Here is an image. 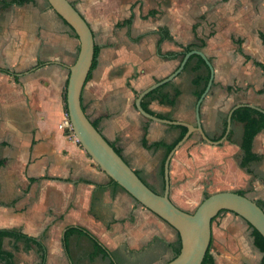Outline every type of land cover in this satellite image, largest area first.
<instances>
[{"label":"crops","instance_id":"obj_1","mask_svg":"<svg viewBox=\"0 0 264 264\" xmlns=\"http://www.w3.org/2000/svg\"><path fill=\"white\" fill-rule=\"evenodd\" d=\"M9 1L0 0V66L6 68L0 69V228L40 239L45 245L44 264L169 260L171 256L162 259L165 248L171 252L174 243L172 226L111 181L74 133L59 125L66 112L69 65L76 58L69 63L68 55L60 57L59 21L67 26L62 30L74 36L76 55L77 34L49 3L43 15L39 7L43 0ZM69 1L90 25L94 39L82 107L144 181L157 179L153 167L158 162L149 153L165 151L163 145H143L144 127L148 144L171 143L180 131L178 124L146 117L134 104L138 92L171 73L186 51L175 56L164 53L180 52L191 43L211 61L212 83L199 106L202 128L210 138L221 133L235 103L264 108V66L256 63L264 64V0ZM159 27L166 34L161 40ZM196 60L192 57L175 76L142 97L153 114L195 123ZM235 121L241 127L236 132ZM229 131L235 134L230 145L240 148L242 122L231 120ZM183 144L169 162L170 187L179 174L176 164L186 153ZM252 150L264 158V128L255 134ZM240 173L243 181L253 178L264 209V174L245 167ZM70 225L91 231L110 254L96 249L90 237L77 230L68 234L65 249L63 232ZM8 243L31 254L32 260L25 264L39 260L34 243L4 236L3 248L13 252L17 264L18 254L5 246ZM52 243L57 251L50 255ZM210 253L215 264L230 262L224 251L210 249Z\"/></svg>","mask_w":264,"mask_h":264},{"label":"water","instance_id":"obj_2","mask_svg":"<svg viewBox=\"0 0 264 264\" xmlns=\"http://www.w3.org/2000/svg\"><path fill=\"white\" fill-rule=\"evenodd\" d=\"M47 1L75 31L79 39L76 58L69 65L65 91L66 110L72 125V131L85 151L108 176L115 180L144 207L159 215L178 231L180 249L174 257L162 264H200L211 239V219L223 209L240 215L264 237V209L246 194H242L234 189L216 190L203 197L193 211L180 207L169 196L170 159L174 151L193 131H197L201 138L208 143L217 144L226 137L230 130L231 114L234 108L241 105H249L263 112L264 108L246 102L235 103L227 113V123L223 135L218 139L210 138L202 128L199 106L212 83L214 69L211 61L201 49L192 48L186 51L177 67L171 73L141 89L134 100L135 107L146 117L167 123L181 124L187 127L182 137L177 140L166 154L163 162V190L162 192L155 191L142 180L122 155L114 149L108 139L92 123L82 107L81 92L94 56V39L90 25L69 0ZM192 53L203 57L209 67V77L206 85L196 99L195 123L164 118L146 111L141 105L142 97L149 90L175 76L184 67L188 56Z\"/></svg>","mask_w":264,"mask_h":264},{"label":"rangeland","instance_id":"obj_3","mask_svg":"<svg viewBox=\"0 0 264 264\" xmlns=\"http://www.w3.org/2000/svg\"><path fill=\"white\" fill-rule=\"evenodd\" d=\"M74 1L76 3L77 1L79 2V0ZM48 6L47 0H43L42 4L39 5L43 15ZM15 12H19V10H15ZM54 22L52 21V23ZM59 22L60 57L68 55V62L71 63L77 51L75 45L71 42V40L74 41V36L63 31L62 28L65 29L67 26L61 20ZM72 49L73 52H71ZM232 127L235 132L241 128L236 121L232 124ZM234 135L233 132H230V135H226L220 143L211 144L202 139L200 134L195 131L183 142L184 146H182L184 147L183 149H186V153H184V159H181L179 164L177 163L178 165L176 164V171L179 174L176 181L172 183V187L169 188V196L177 205L193 211L205 193L221 189L244 190L247 196L257 199L258 190L254 187L253 178L245 181L242 179L240 171L244 167L239 161L241 149L234 144V146L230 145V138ZM216 136L214 135L213 137ZM163 154L164 151L162 150L154 154L149 153L148 155V157L152 155V160L156 159L158 162V165L153 167L156 168L157 179L156 181L147 180L146 182L158 192L163 190L162 176L159 172V163ZM251 166L253 170L264 174V158L251 162ZM144 168L147 169L146 167ZM142 175L144 178H148L145 173ZM171 230L173 244H175L177 241L176 230L173 226ZM259 239L260 237L255 229L244 218L230 210L223 209L211 222L210 249H213L218 254H223V251L226 252L228 255L227 259L230 261L228 264H258L264 252V242L262 239L259 241ZM13 245L8 243L5 246L13 249L18 254L16 259L19 264H25L32 260L30 253L17 249ZM170 248L171 252L170 249L165 248L167 251H165L166 253L162 260L172 256V247ZM55 250L57 251L56 244L52 243V246L50 245L49 247L50 255Z\"/></svg>","mask_w":264,"mask_h":264},{"label":"trees","instance_id":"obj_4","mask_svg":"<svg viewBox=\"0 0 264 264\" xmlns=\"http://www.w3.org/2000/svg\"><path fill=\"white\" fill-rule=\"evenodd\" d=\"M23 1H25V0H10L9 2L21 3ZM158 30L160 32V40H161V38L166 36V34L163 32V28L159 27ZM193 46H194V44L190 43V44L184 45L183 50L180 52L170 51V52L164 53L163 56H166V55L175 56V55H179V54L183 55V53L185 51L190 50ZM157 52H160L159 41H158V45H157ZM194 56L197 59L196 60L197 63L192 68H193V70H195L197 72L192 77V83L195 85L194 94L196 97H198L200 95V93L203 91V89L206 85V82L208 80L209 67L205 63L203 57H201L199 54H196V53L191 54L188 57L186 63H188V61ZM256 63L261 65V66H264V64L261 62L256 61ZM0 69L6 70V68L1 67V66H0ZM227 87L229 90L230 86H227ZM158 88H159V86L149 90L143 96V98L149 96L151 93H153ZM64 99H65V92H64ZM141 105L146 111L153 113L147 107V105L145 104V102L143 100H141ZM65 110H66V101H65ZM66 112H67V110H66ZM231 120H237V121L242 122V132H241V139H240V144H239L240 149L242 151L241 157H240V163L243 165V167H245L246 171L252 172V169L249 168L250 162L259 161L263 157L262 153H257V152L252 150V141H253L255 134L264 128V112L254 108L252 106H249V105H241V106H238V107L233 109L232 114H231ZM226 123H227V121L225 119L223 122V128H222L221 133L218 134L216 137H213V139H218L223 135L225 128H226ZM177 126H179V128H180L179 134L171 143H167V144H165L164 142L159 141V140L148 144L146 141V138H145L146 128L144 127V132H143V135L141 138V141H142L144 146H160V145L165 146V151H164L163 157H162L161 162H160V167H159V172L162 176H163V162H164L166 154L172 148V146L177 142V140H179L182 137V135L184 134V132L187 129V127L185 125L178 124ZM227 135L228 136L230 135V131L228 132ZM109 142L114 147V149L118 153H120L119 148H117L113 142H111V141H109ZM134 171L137 173V171L135 169H134ZM109 178L114 183H117L110 176H109ZM150 187L152 189H154L152 186H150ZM162 187H163V182H162ZM236 191H238L242 194H245L244 190H236ZM208 194L209 193H205L203 197L207 196ZM254 200L262 207L261 202L259 200H257V199H254ZM220 211H223V210H220ZM216 216H217V214L214 217H212L211 221ZM73 230L83 232L88 237H90V239L93 241L96 249L103 251V253H105V254H110V251L100 243L99 239L91 231H89L88 229H86L82 226H78V225L67 226L66 229L64 230V232H63V245H64L65 249L67 246L66 238H67L68 234L70 232H72ZM255 231L258 233L260 239H262L264 242V237L261 235V233L257 229H255ZM176 234H177V241L175 244H171L173 254L170 258L174 257L180 249V238H179V234H178L177 230H176ZM4 236L12 237L15 240L23 239L26 242L34 243L37 247L38 252H39V260L33 264H44V261H45V245L40 239L35 238L34 236H31V235H28L22 231L10 229V228H0V258L4 259L6 264H17V263L14 261L13 252L11 250H7V249L3 248L2 240H3ZM260 239H259V241H260ZM210 246H211V239H210L209 245H208V247H207V249L203 255V258H202L200 264H214L213 259H212V255H211L210 250H209ZM258 264H264V253H263L262 257L260 258V261Z\"/></svg>","mask_w":264,"mask_h":264},{"label":"built area","instance_id":"obj_5","mask_svg":"<svg viewBox=\"0 0 264 264\" xmlns=\"http://www.w3.org/2000/svg\"><path fill=\"white\" fill-rule=\"evenodd\" d=\"M59 125L66 127L67 129H69L73 133L72 125H71V122H70V119L68 117L67 112H65L64 117H63L62 121L59 123Z\"/></svg>","mask_w":264,"mask_h":264}]
</instances>
